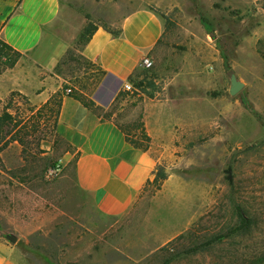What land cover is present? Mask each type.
Returning <instances> with one entry per match:
<instances>
[{
  "label": "rangeland",
  "instance_id": "374dc122",
  "mask_svg": "<svg viewBox=\"0 0 264 264\" xmlns=\"http://www.w3.org/2000/svg\"><path fill=\"white\" fill-rule=\"evenodd\" d=\"M62 1L91 28L115 32L144 5L165 17L153 66L141 68L131 80L136 91L122 93L106 116L159 154L167 178L200 189L179 203L154 178L124 216L100 214L78 189L73 165L45 179L70 151L56 131L59 100L34 112L13 92L0 97V186H40L61 215L36 232L0 219V236H17L32 264H264V0ZM81 46L60 71L92 92L102 73L81 58ZM2 59L0 75L9 70ZM233 74L246 85L231 97ZM6 112L21 122L18 132L10 133Z\"/></svg>",
  "mask_w": 264,
  "mask_h": 264
},
{
  "label": "crops",
  "instance_id": "0c3cea01",
  "mask_svg": "<svg viewBox=\"0 0 264 264\" xmlns=\"http://www.w3.org/2000/svg\"><path fill=\"white\" fill-rule=\"evenodd\" d=\"M87 26L85 17L62 0H0V40L21 54L15 67L0 75V97L17 92L28 98L34 112L59 100L56 131L70 148L64 156L68 166H74L78 189L92 196L100 214L119 218L137 204L162 158L152 147L131 145L106 112L124 93L125 82L137 77L143 58L159 46L167 21L144 5L123 18L119 36L97 26L79 50L81 58L102 73L92 92L72 86L60 71ZM68 87L71 94L65 93ZM17 188L0 186V219L25 225L30 232L57 222L61 212L46 190ZM196 188L193 180L173 174L161 191L180 203ZM0 264L32 263L22 249L0 236Z\"/></svg>",
  "mask_w": 264,
  "mask_h": 264
},
{
  "label": "trees",
  "instance_id": "16d2710c",
  "mask_svg": "<svg viewBox=\"0 0 264 264\" xmlns=\"http://www.w3.org/2000/svg\"><path fill=\"white\" fill-rule=\"evenodd\" d=\"M96 28L97 27L91 28L90 25H88L85 28V30L83 31V33L81 34V37L79 39V43L81 45H86L87 42L89 41V39L91 38V36L93 35V33H94ZM105 29H107L114 36H119L120 35V31L121 30L118 31V32H115V31H112V30H110V29H108L106 27H105ZM5 52H7V53H5ZM20 58H21V54L19 52L15 51L12 47H10L4 41L0 40V59L3 60L2 63L5 65L6 69H12L13 67H15V65L17 64V62L19 61ZM50 104L51 103H49V105ZM59 107H60V102H59ZM4 115H5V118L8 119L11 123L14 122V124L12 125V130H11L12 132L10 131V133L13 134L14 132H18L21 129V122L17 121V120H14L13 117H12V114H9L8 112H6ZM127 140L129 141V143L131 145H133L135 147L147 149L145 147L139 146L135 142L130 141L128 137H127ZM15 141H18L21 145H24V141L21 138L16 139ZM166 179H167V177L162 172H160L159 169H157V172L155 173V182L165 181ZM169 261L170 260H167L165 262V264H168Z\"/></svg>",
  "mask_w": 264,
  "mask_h": 264
},
{
  "label": "built area",
  "instance_id": "2783aa9c",
  "mask_svg": "<svg viewBox=\"0 0 264 264\" xmlns=\"http://www.w3.org/2000/svg\"><path fill=\"white\" fill-rule=\"evenodd\" d=\"M141 65L145 69H149L153 66V61L150 57L143 58ZM124 92L133 93L136 91L135 85L132 81H126L123 86ZM72 87H68L65 89L66 94L72 93ZM68 162L65 156H62L57 162L50 165L46 172H45V179L47 181H54L61 177L62 173L64 172L65 168L67 167Z\"/></svg>",
  "mask_w": 264,
  "mask_h": 264
},
{
  "label": "water",
  "instance_id": "95a60500",
  "mask_svg": "<svg viewBox=\"0 0 264 264\" xmlns=\"http://www.w3.org/2000/svg\"><path fill=\"white\" fill-rule=\"evenodd\" d=\"M245 82L240 81L235 74H233L230 78V88H229V94L231 97L236 96L239 94L245 87ZM6 239L12 243L15 244L18 241L17 236L14 234H8L6 235Z\"/></svg>",
  "mask_w": 264,
  "mask_h": 264
}]
</instances>
